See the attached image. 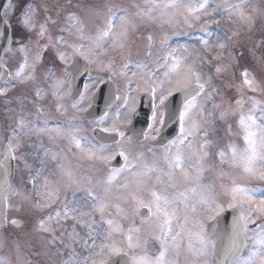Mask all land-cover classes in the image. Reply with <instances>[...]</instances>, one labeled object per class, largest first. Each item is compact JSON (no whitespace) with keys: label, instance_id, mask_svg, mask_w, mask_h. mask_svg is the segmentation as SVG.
Segmentation results:
<instances>
[{"label":"snow or ice","instance_id":"obj_1","mask_svg":"<svg viewBox=\"0 0 264 264\" xmlns=\"http://www.w3.org/2000/svg\"><path fill=\"white\" fill-rule=\"evenodd\" d=\"M0 264H264V0H0Z\"/></svg>","mask_w":264,"mask_h":264},{"label":"rangeland","instance_id":"obj_2","mask_svg":"<svg viewBox=\"0 0 264 264\" xmlns=\"http://www.w3.org/2000/svg\"><path fill=\"white\" fill-rule=\"evenodd\" d=\"M18 91H19V90H17V92H18ZM17 92H13L12 94L15 95V94H17Z\"/></svg>","mask_w":264,"mask_h":264}]
</instances>
